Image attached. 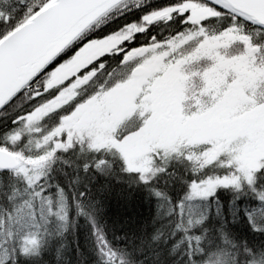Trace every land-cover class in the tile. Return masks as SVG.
<instances>
[{"label": "snow or ice", "instance_id": "1", "mask_svg": "<svg viewBox=\"0 0 264 264\" xmlns=\"http://www.w3.org/2000/svg\"><path fill=\"white\" fill-rule=\"evenodd\" d=\"M0 264H264V0H0Z\"/></svg>", "mask_w": 264, "mask_h": 264}]
</instances>
